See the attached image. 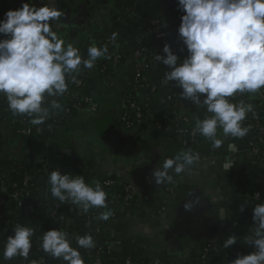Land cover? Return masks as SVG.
I'll return each instance as SVG.
<instances>
[{
	"label": "crops",
	"instance_id": "obj_1",
	"mask_svg": "<svg viewBox=\"0 0 264 264\" xmlns=\"http://www.w3.org/2000/svg\"><path fill=\"white\" fill-rule=\"evenodd\" d=\"M45 2L48 0H43ZM51 2L63 12L71 7L72 19L65 21L62 17L65 26L58 34L78 47L83 55L86 56L92 42L98 47L108 46L109 37L117 32L113 44L119 49L146 40L145 53L150 66H141L145 69L144 87L135 89L130 82L129 67L124 66L115 76L104 78L96 64L87 72L89 77L83 88L84 98L90 105L56 127L50 136H23V120L29 122V118L13 117L6 101L0 97V191L6 195L1 205L9 200L5 205L7 209L25 218L26 224L34 228L33 240L36 239L43 227L40 217L60 204L51 196L47 184L48 173L59 168L62 172L83 175L86 182L99 181L107 193L130 187L136 194V199L127 205L112 200L114 215L109 221L97 219L102 231L94 241L104 252L103 264L127 260L138 264H226L223 259L230 254L234 259L238 254L249 253L252 249L239 239L247 235L252 226L248 224L251 193L260 180L264 183V160L251 152L249 133L242 139L224 138L221 133L224 144L217 149L199 136L191 148L200 153L199 162L185 173L174 175L173 184L157 187L151 180L152 170L164 157L185 149L179 136L159 131L155 119L173 114L180 124L186 119L194 121L197 114L203 118L204 114L203 109L198 111L190 102L178 100L179 90L172 83H162L167 69L154 60V47L161 40L149 37L152 32L153 35L165 33L172 50L181 58L187 55L186 49L180 51L183 45L177 28L182 13L177 10L176 0ZM11 6L12 1L0 0V19ZM77 7L79 10L73 9ZM108 49L111 54L113 49ZM246 95L257 103L256 115L249 113L243 122L245 127L252 128V124L264 122V97ZM130 98L150 112L132 129L122 122ZM59 99L63 106L64 98ZM56 116L53 114L40 126L51 125ZM115 134L128 138L138 148L132 153L117 149L111 144ZM228 161L233 162L230 170L225 168ZM76 162L82 163L81 169L75 166ZM18 168L29 178L33 201L43 206V211L33 219L22 209L19 211V201L14 198L15 193H11ZM109 181L115 185L107 187ZM197 199L199 203H195ZM189 201L194 202L193 207L185 210L184 204ZM242 203L247 206L243 212L239 210ZM221 211L228 217L219 219ZM13 227L7 226L0 234V254L8 235L13 234ZM232 234L238 236L236 244L224 249L223 239ZM208 245L220 251L202 260L198 254ZM83 258L88 264L87 257ZM21 259L16 257L2 264H19ZM33 259L42 260L43 264H64L34 245L29 261Z\"/></svg>",
	"mask_w": 264,
	"mask_h": 264
},
{
	"label": "clouds",
	"instance_id": "obj_2",
	"mask_svg": "<svg viewBox=\"0 0 264 264\" xmlns=\"http://www.w3.org/2000/svg\"><path fill=\"white\" fill-rule=\"evenodd\" d=\"M182 13L177 28L182 41L178 56L171 45L163 46V54L154 60L167 69L162 83L178 89V100L190 102L203 118L195 115L193 135L202 136L214 149L221 148L224 138L242 139L250 128L244 126L249 113L256 115L253 104L237 96H264V0H176ZM65 13L51 0L37 6L21 0L20 7L7 10L0 19V97L13 117H27L33 126H40L63 111L60 97L70 84H79L82 70L93 69L100 59H109L107 45L92 42L86 56L73 43L58 33L65 25ZM117 32L109 37L116 42ZM118 46V45H117ZM222 133V137L221 134ZM201 159L193 149H181L174 156L164 157L151 172V180L159 187L173 184L179 176ZM232 161L225 165L227 170ZM48 191L61 204L76 205L83 214L102 209L96 219L109 221L114 210L109 207L108 193L99 181L86 182L83 175L62 172L48 173ZM192 201L184 204L191 210ZM195 203H199L197 199ZM247 206L240 205L243 212ZM221 211L219 219L227 218ZM252 226L241 240L252 250L238 254L229 264H264V203L252 208ZM13 234L4 242L0 264L16 257L29 261L35 230L16 224ZM75 247L67 230L49 229L39 237V247L52 259L64 264H85L80 249H93L92 234L74 237ZM238 236L223 239L224 249L235 245ZM29 264H43L30 260Z\"/></svg>",
	"mask_w": 264,
	"mask_h": 264
},
{
	"label": "trees",
	"instance_id": "obj_3",
	"mask_svg": "<svg viewBox=\"0 0 264 264\" xmlns=\"http://www.w3.org/2000/svg\"><path fill=\"white\" fill-rule=\"evenodd\" d=\"M5 2L12 1V6L10 9H16L20 7L21 0H3ZM31 2L35 5H37V0H31ZM41 6V5H37ZM155 36V35H152ZM151 35L149 37H152ZM146 41V40H145ZM141 41L139 44H132L125 46L121 48L119 51H117L114 54H110L109 59H101L99 63V71L102 77H113L117 74V72L124 66H127L131 70L130 75V82L132 85H134V88L137 89L135 78L140 72L144 78V71L145 69L141 66L143 64L150 66L148 56L146 55V42ZM109 44H113V42H109ZM165 44H170V41H165L163 44L159 41V44H157L154 47L153 54H160L161 48ZM88 73L84 70H82L81 75L78 77V79L82 80V85L80 87H77L75 85H69V91L66 93L64 98V105H63V111L59 112L57 116L55 117L54 122L47 126L43 132L42 135L44 136H50L56 127L62 126L68 119L74 117L80 111H83L86 109L88 105H90V102H87L83 95V88L85 86V81L88 78ZM243 99L246 103L253 104L254 107L257 106V103L255 100L251 101L249 97L244 94L243 96H237L233 102H237L238 100ZM136 103L141 108L142 112L146 114V116H149V110L144 107L142 104L136 101ZM5 105V104H3ZM166 118V119H165ZM155 123L161 127L162 132L170 131L172 134L182 137L185 139L186 145L184 146L185 149H191L195 146V141L198 139L199 135L196 136L195 141L192 142V132L194 128L193 121L187 120L183 121L181 124L177 123L174 115H170L169 117L166 116L164 118H158L155 119ZM255 123V122H254ZM255 132L253 130L249 131V141L248 145L250 147V142L259 143V141L264 142V122L263 123H256L252 124ZM26 129L25 127L22 128V131ZM23 136H25L23 134ZM34 136V135H33ZM264 160V158H263ZM76 167H79V169L82 168V163L76 162ZM17 177H16V184L14 188L12 189L11 193H20L21 198L19 199V202L23 203L19 211L27 212L30 219L35 218V215L31 214L28 211V207L32 206L35 210H42V205L36 201H33L32 194H31V187H30V181L29 184L26 186L24 184L25 178L28 176L25 174V172H22L21 168H18L16 170ZM257 183V182H256ZM252 196L250 199V206L251 210H249L248 215L250 219V222L248 224H252L251 215H252V208L255 206L256 203H264V183L260 180V183H257L255 185L254 190L252 191ZM115 193H109L108 192V204L109 207H112V199ZM6 195L3 194L0 191V234H3L7 226L9 225H16V224H25L26 220L25 218L19 213V212H13V210L7 209V206L9 203L5 201L4 205H1L2 200L4 199ZM7 203V204H6ZM61 204V203H60ZM62 208L60 210L55 211L54 206L51 208V210L48 213L43 214L40 219L43 223V227L39 230L36 237V242H34V246L39 248L37 246V241L39 240V237L43 235L44 231H47L49 229H53L55 223L58 222V219L63 218L64 222H61L59 225L61 226V230H67L69 233L70 238H72V243L75 242L74 237L76 235H83L85 233L92 234L93 237L98 236L102 231V224L96 221H91L89 218L90 211L87 214H83L77 206L71 203L67 204H61ZM73 209V210H71ZM70 220L71 222L68 223L67 221ZM99 232V233H98ZM82 256L87 257L88 264H95L96 257L99 255V246L96 245L93 249H80ZM232 260L231 254L228 255L227 259H223V262L226 264H229V261ZM19 264H29L28 261H25L21 259ZM119 264H125V262L119 263Z\"/></svg>",
	"mask_w": 264,
	"mask_h": 264
},
{
	"label": "built area",
	"instance_id": "obj_4",
	"mask_svg": "<svg viewBox=\"0 0 264 264\" xmlns=\"http://www.w3.org/2000/svg\"><path fill=\"white\" fill-rule=\"evenodd\" d=\"M37 5H40L43 3V0H37ZM150 35H153V32L150 33ZM156 38H158L159 40H161L162 44L167 41L166 40V34L165 33H162V32H157L155 34ZM109 40H108V44H109ZM116 44H109L108 47L113 49L111 50L112 53L111 54H114L116 53L117 51H119L120 49L118 47H115ZM162 49L160 50V54L162 55L163 52H162ZM101 60V59H100ZM97 61V65L99 66V61ZM84 71L88 72L89 70L85 69ZM79 80V84H71V85H75L77 87H80L82 85V80L81 79H78ZM135 83H136V86H137V89L138 88H143L144 87V78L142 76V74L140 72H138L136 78H135ZM264 97V96H263ZM86 100V99H85ZM87 101V100H86ZM88 102V101H87ZM82 112V111H80ZM146 114H144L141 110V108L139 107V105L136 103L135 100H133V98H130L128 100V104H127V108H126V114L125 116L122 118V122L123 124L126 126V128L128 129H132L134 128L136 125L142 123L144 121V119L146 118ZM23 124L25 125V128L23 130V134L25 136H33V135H42L45 128L42 127V126H33L30 124V122L27 121V119H24L23 120ZM181 124V123H180ZM157 126V129L159 131H161V127L159 125H156ZM250 130H253L255 132V129L254 127L252 126V128L250 127ZM167 133H171L170 131H166ZM192 135V142L195 141V138L196 136L198 135ZM183 141V144L184 146L186 145V142H185V139L182 137H180ZM196 142V141H195ZM250 148H251V152L257 156V157H262L264 158V142L263 141H259V143H254V142H250ZM24 184L27 186L29 184V178H25L24 180ZM115 184L113 181H109L106 183V186L107 187H113ZM135 192L130 188V187H127V188H124L123 190H120L118 192H115V195L113 196V202H117L118 204H121V205H127L131 202H133L135 199H136V196H135ZM14 198L19 201V199L21 198V194L20 193H15L14 194ZM2 203H3V200H2ZM23 203L21 202H18V205L21 207L23 206L22 205ZM62 208L61 204H57L54 206V209L55 211L57 210H60ZM78 208V207H76ZM79 209V208H78ZM51 209H48L47 211L49 212ZM73 210V209H71ZM28 211L33 214V215H36L37 213H40V210H35L32 206H29L28 207ZM43 211V210H42ZM99 211H102V209H91L90 210V217L89 220L91 221H97L96 217L99 213ZM87 213V215H88ZM37 216V215H36ZM61 222H64V219L63 218H60L58 219V222L55 223L54 225V228H59L61 229V226L59 225ZM68 223H70L71 221L68 220L67 221ZM248 222H250V219H248ZM253 224V222H252ZM99 233V232H98ZM95 237H93L94 239ZM33 241H36V239H34ZM37 243L39 244V240L37 241ZM96 245V244H95ZM41 250V248H40ZM220 250H218L216 247H213L211 245H208L206 247H204L202 249V251L199 252L198 256L200 257V259H207L211 254L213 253H218ZM99 255L96 257V262L95 264H103V255H104V252L102 251V249L100 248L99 246ZM125 264H138V263H135V262H132L131 260H127L125 261Z\"/></svg>",
	"mask_w": 264,
	"mask_h": 264
},
{
	"label": "water",
	"instance_id": "obj_5",
	"mask_svg": "<svg viewBox=\"0 0 264 264\" xmlns=\"http://www.w3.org/2000/svg\"><path fill=\"white\" fill-rule=\"evenodd\" d=\"M76 10H79V8H73ZM65 16H64V20L65 21H69L72 19V10L71 7H69L68 9H66L64 11ZM181 106V105H180ZM185 108H188V105L185 104ZM113 141H115V143L112 141L111 144H113L114 146H116L117 149L121 150L122 152H130L132 153L134 150H136L138 148V146L133 145L130 140L128 138H123L120 136V134H115L114 138L112 139ZM124 150V151H123ZM129 154V153H128Z\"/></svg>",
	"mask_w": 264,
	"mask_h": 264
}]
</instances>
